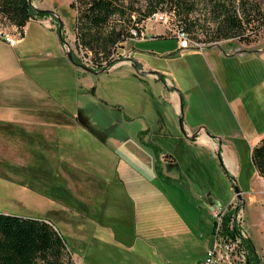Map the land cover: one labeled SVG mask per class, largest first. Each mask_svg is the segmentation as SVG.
Listing matches in <instances>:
<instances>
[{"label":"rangeland","instance_id":"rangeland-1","mask_svg":"<svg viewBox=\"0 0 264 264\" xmlns=\"http://www.w3.org/2000/svg\"><path fill=\"white\" fill-rule=\"evenodd\" d=\"M50 1L53 3L51 9L58 16L38 18L54 28H47L41 21H30L31 41L29 39L27 45L35 44L33 31L46 45L33 51V55L40 58L39 65L31 67L33 78H21L19 83L16 80L17 85H12L10 89L24 91L23 97L27 99L31 93L24 94L27 89L44 93L50 91L58 108L67 109L71 125L39 126L38 134L24 125L6 127L11 135L22 132L23 156L15 161L0 153V212L50 220L68 243L69 264H196L195 260L203 256L200 243L211 236L215 224V216L211 215L208 206L210 199H213L214 209H226V223L232 222L236 216L235 205L239 203L241 207L237 211H241V223L240 226L237 224V229L240 227L249 235L248 241L256 250L255 258L249 257L251 264H264V177H259L249 144L241 138L245 132L248 134L249 130L264 126V52L231 57L224 63V71H210L205 64L199 71L198 78H202L209 92L213 113H193L189 120L194 124L205 122L213 125L215 135L224 141L227 137L231 138L239 161L234 159L226 166L222 155L220 158L217 153L212 159L205 149L187 142L181 125H166L171 106L169 93L163 96L169 103L160 95L155 98V82L147 73H130L122 68L105 72L93 78L96 95L91 90L86 95H79L71 89L74 83L71 64L59 58L57 49L59 43L63 44L59 35V19L63 23L64 39L70 43L73 54L88 67L94 68L93 62L85 51L83 55L76 47V13L69 7L71 0ZM155 1L125 0V3L133 9L132 20H136L140 13L152 10ZM34 2L41 8L50 5L47 0ZM236 3H243L256 12L252 24L244 33L212 41L217 21L210 7L200 5L191 13L197 25L189 31L192 38L204 43L264 47V0H236ZM158 11H166L174 23L180 21L175 10H169L166 5L164 8L159 6ZM148 17L134 26L144 24L149 29L147 40L134 42L129 38L123 47L131 43L133 50L153 70L163 73L164 78L170 77L172 88L182 81L185 91L190 90L195 84L191 73L175 67L183 63L199 62L203 65V61L194 53H165L174 51L179 41L164 25L147 23ZM14 27L17 28L12 21L0 18V28L6 32L11 33ZM158 28L164 29L163 34H151L156 33ZM16 31L17 38L25 32L24 27ZM123 47L118 48L115 54L116 59H122L117 64L122 61L129 63L130 58L123 56ZM51 52L56 55L53 59L48 57ZM27 54L21 52L16 55L23 60ZM36 70H42L43 74H36ZM254 82H261L262 99L259 97L252 104L251 92L254 90L251 91V87ZM157 83L161 85L164 81L159 79ZM82 91L86 90L82 88ZM75 113L80 116H74ZM127 138L141 142L155 157L174 155L178 158L181 167L170 170L177 179L167 181L161 176L153 180L152 185L162 191L168 185L172 186L171 192L176 195V203L172 205L175 209L166 211L168 216L165 214V217L167 220L178 217L183 227L192 232V237L185 241L153 237L148 229L157 231L158 235L154 223L160 216L159 211L147 210L142 217L135 215L128 203L113 205L111 201L107 202L109 197L104 199L114 174H118L117 146ZM7 150L9 152L10 148ZM4 158L7 159L3 161ZM185 174L189 177L188 181ZM236 186L242 192V200L235 194ZM208 192L211 194L208 195ZM248 244L245 247L249 250Z\"/></svg>","mask_w":264,"mask_h":264},{"label":"crops","instance_id":"crops-1","mask_svg":"<svg viewBox=\"0 0 264 264\" xmlns=\"http://www.w3.org/2000/svg\"><path fill=\"white\" fill-rule=\"evenodd\" d=\"M47 1L50 5H46V8L51 9L53 3L50 0ZM30 21H41V23L43 22L42 24H44L47 28H54L51 24L44 20L30 19L24 26V34L21 37H18L16 46H10L0 37V153L5 155L9 160L13 159L15 161L21 160L23 156V146L21 143L23 140L22 132L17 134L13 133L11 135V132H8L6 128L7 126L15 125V127H17L16 125H24L25 127L30 128L31 132L38 134L39 126L71 125V118L70 115L67 114V109H63L62 107L58 108L50 94V91L47 89H44V91H48L45 93L38 92L37 90L34 91L33 89H27L24 94L31 92L28 95L29 99H27L26 96L23 97L24 91L22 92V90L15 89L12 91L10 89L12 85L16 84V80L17 83H19L22 82L21 78L25 79L26 77L29 78V76L30 78H33L31 67L39 65L37 62H39L40 59L39 57L33 55V51L46 46L43 41H41V39L35 35L34 31L32 35L33 39L35 40V44L33 45V43H31L32 46L31 44L27 45V42L29 43V41H31ZM16 29L17 28L14 27L13 31L11 32L14 36L17 34ZM157 30L158 31L156 33L151 34L154 36L163 34L164 29L158 28ZM146 31L149 33L148 28H146ZM146 40L147 38L135 40L134 42ZM202 43V47L190 48H181L178 43L174 51L169 50L168 52H165L168 54L173 52L179 53L180 51L185 52V54L194 53L199 55L201 61H203V65L197 62L192 64L183 63V65H178V67H175L177 70L191 73L192 82L195 84L191 85L190 90L185 91L182 81L179 82L181 86L175 84L173 89H167L168 85H166L165 82L164 84L161 83V85H157V81H159V79L150 74H148V76L154 80L153 82H155L153 86L154 97L157 98L158 95H160V98H162L166 103H169L170 101L171 106H169V112H166V125H184V129L187 133L184 139L187 142L205 149L206 153L210 154L212 159H214L217 153L219 156L220 152V155H222L224 158L225 165L229 166L232 164L234 159L239 161L238 154L236 156L234 150L235 144L233 141H231V138L227 137L224 141L222 137L215 135L213 132V125H209V123L205 122L202 123H205L206 125H201L202 123L194 124L191 122V120H189L190 115L193 113H213L210 105L211 102H209V100H211L209 92L205 85H203L205 83L202 82V78H200V76L198 78V74L204 64L210 71H224V63L229 58L237 56L244 57L246 53H263L264 47L247 48L245 47L246 45L230 46L224 45L221 42ZM57 49L59 50V58H63L69 63L68 65L71 64L70 70L72 69V77L74 79L71 89H75V91L79 92V95H86L90 90L93 95H96L97 90H94L96 85L93 78L96 76L98 77L105 72H110L113 69L122 68L129 71L130 73L138 72V74H141L140 71H154L163 77V73L153 70L154 68L150 67L147 62L141 58V56H139L136 51L133 50L131 43L130 45L126 43L125 47L122 48L123 56L125 55L129 57L131 61L136 62L140 71H137L132 63H124L122 61L118 64L116 63L112 66V68L105 72L94 74L71 63L67 56V49L64 44L59 43V47L57 46ZM21 52L28 53L26 57H23V60L22 57H18L16 55L17 53ZM54 56L56 55H54L52 52L48 54V57L51 59H53ZM24 60H26L25 63H23ZM36 74L41 75L43 72L42 70H36ZM53 75L51 76L53 77ZM164 81H167L173 85L169 76L164 78ZM36 83L32 84L37 85L38 83ZM252 85L251 91H254L251 92V103L254 104L257 102V100H259V97L262 99V89L260 88L261 82H254ZM82 88H84L86 91H82ZM167 92L169 93V101L163 97L165 94H167ZM24 99H27V101H24ZM74 116H80V114L75 113ZM55 117H58V119H55ZM59 118L61 119L59 120ZM180 121H182V123ZM197 131L200 133L199 137L196 139H191L190 136H192ZM247 133L248 134L245 132L244 136L241 138L247 140V144H249L252 156L253 147L264 137V126H261L260 128H253ZM247 136H249V138ZM9 148L10 150L8 152L7 149ZM116 151L117 161H119L118 174H114L113 183L110 185V187H108L107 195L105 194L106 192L104 193V199L106 200L107 197H109L110 199L108 198L107 202L111 201L113 205H116L117 203H128L130 204L131 211L134 212L135 215L142 217L146 215L145 212L147 210L159 211L160 216L154 223L155 228L158 229V235L156 234L157 231L151 232V230L148 229L149 234L153 237L158 239L170 238L173 240L175 239V241L179 239H184L185 241L188 239V237L190 238L192 232L187 231L183 227L181 220L178 217H175L176 220H173L172 218H169L168 220L166 219L168 216L166 211H172L175 209L173 206L174 203H176V195L172 194L171 192L170 187L172 186L168 185L167 188L162 191L152 185V181L161 178V176L165 177L167 181L171 179H177V176H172L170 170H172L174 167H181L178 158L174 155H158L156 158L155 155H153L149 150L145 149L141 142L134 140L133 138H127L125 141L119 143ZM7 158H4L3 161H5ZM223 169L225 170V168ZM185 175L188 181L189 177L187 174ZM258 175L260 178H263L259 173ZM86 178H88V175ZM100 178L103 181V178ZM180 178H182V176H180ZM101 189L102 188H100V190ZM80 190L84 193L82 189ZM209 194L211 193L208 192V195ZM209 198L210 196L208 197V200ZM214 205L213 199L211 198L210 205L208 203V206L211 209V215L215 208ZM202 237L204 238V236ZM210 238L211 236H209V238H204V241L200 243L203 256L200 259L195 260L196 264H198L205 257L206 249L209 246L211 240Z\"/></svg>","mask_w":264,"mask_h":264},{"label":"trees","instance_id":"trees-1","mask_svg":"<svg viewBox=\"0 0 264 264\" xmlns=\"http://www.w3.org/2000/svg\"><path fill=\"white\" fill-rule=\"evenodd\" d=\"M152 10L132 20L133 9L125 0H71L75 11V44L82 48L94 68L112 66L118 48L130 36V29L165 5L175 10L177 21L191 31L196 25L191 13L200 5L210 7L217 21L214 40L240 36L252 24L256 12L237 4L236 0H156ZM30 6L29 0H0V18L12 21L17 28L29 18L42 17ZM135 24V25H132ZM139 30V28H138ZM140 31V30H139ZM75 60L81 63L74 53ZM252 162L264 177V137L252 149ZM249 254L254 259L255 246L248 241ZM68 243L63 234L48 219L23 217L0 212V264H69Z\"/></svg>","mask_w":264,"mask_h":264},{"label":"built area","instance_id":"built-area-1","mask_svg":"<svg viewBox=\"0 0 264 264\" xmlns=\"http://www.w3.org/2000/svg\"><path fill=\"white\" fill-rule=\"evenodd\" d=\"M32 19H40L32 17ZM146 22V21H145ZM160 23L167 29L172 31V34L178 39L181 48L202 47V42H197L192 38L191 33L180 23L175 22L174 19L166 11H158L147 18V23ZM174 25V26H171ZM139 28V30H138ZM133 40H140L148 38L146 27L137 25L130 29ZM0 37L10 46L17 45V37L6 32L0 28ZM84 55V50H79ZM85 57V56H84ZM237 204L235 205L236 216L232 222H225L226 209L216 208L213 210L215 216V224L211 233V240L206 249L205 257L198 264H246L250 259L249 250L245 245L248 242L249 235L237 229V224L240 226L241 211H237ZM238 220V222H236Z\"/></svg>","mask_w":264,"mask_h":264},{"label":"water","instance_id":"water-1","mask_svg":"<svg viewBox=\"0 0 264 264\" xmlns=\"http://www.w3.org/2000/svg\"><path fill=\"white\" fill-rule=\"evenodd\" d=\"M29 3H30L31 8L38 14H47V15L58 16L56 11H54L53 9H48V8H41L34 2V0H29ZM59 35H60L61 41L63 42V44L65 45V47L67 49V56H68V58L70 59V61L74 65H76L78 67H81L84 70H86L88 72H91V73H94V74H99V73L105 72V71H107L109 69V66H106V67H104L102 69L96 70V69H94L92 67H88V66H86L84 64L78 63L75 60V57H74L73 51L71 49L70 43L64 39V36H63V23H62V20H60V19H59ZM119 60H122V59H116L115 63L119 62ZM129 63H132L135 66L136 70L140 71L138 65L136 64V62L131 61V59H129ZM140 73H147V74L153 75V76L157 77L158 79H161L162 81H164V78L161 75H159L158 73L154 72V71H140ZM164 82L166 83V85H168V87L170 89H173L172 88L173 85L171 83H169L167 81H164ZM180 122L182 123V121H180ZM181 129H182L183 133L186 135L187 133H186V131L184 129V125H181ZM199 135H200V133H199V131H197L192 136H190V138L191 139H196L197 137H199ZM219 157L221 158L220 152H219ZM235 194L238 196L239 200H242V192H241V190L239 189L238 186L235 187ZM240 207H241V204L237 203V209H239ZM246 264H251L250 259L247 260Z\"/></svg>","mask_w":264,"mask_h":264}]
</instances>
